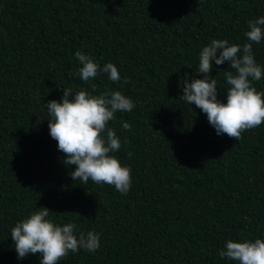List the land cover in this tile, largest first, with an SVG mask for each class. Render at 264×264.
Returning a JSON list of instances; mask_svg holds the SVG:
<instances>
[{"label":"trees","instance_id":"obj_1","mask_svg":"<svg viewBox=\"0 0 264 264\" xmlns=\"http://www.w3.org/2000/svg\"><path fill=\"white\" fill-rule=\"evenodd\" d=\"M261 16L264 0H0V264H40L39 254L18 259L10 234L41 206L77 235H100L97 251L59 264H235L219 256L227 239H264V124L239 140L217 135L180 97L184 79L204 76L202 48L242 46ZM77 51L113 63L120 81L81 80ZM253 55L264 69V39ZM228 65L213 61L210 74L225 102ZM252 83L264 91V76ZM68 87L133 101L109 122L121 141L114 155L131 168L126 195L73 181L75 165L63 163L46 105Z\"/></svg>","mask_w":264,"mask_h":264},{"label":"clouds","instance_id":"obj_2","mask_svg":"<svg viewBox=\"0 0 264 264\" xmlns=\"http://www.w3.org/2000/svg\"><path fill=\"white\" fill-rule=\"evenodd\" d=\"M203 0H198L202 3ZM249 30L245 32L247 42L229 43L226 39H213L199 53L197 73L203 78L183 80V94L186 103L195 105L204 114L216 130L217 135H227L239 140L242 133L264 124V91H258L253 81H260L264 69L258 65L253 55V44L264 39V16L248 21ZM75 57L80 64L77 75L87 82L100 72L118 83L120 74L117 66L108 62L101 67L89 55L77 51ZM213 61L221 65L229 62L225 71L227 85L226 102L218 98V81L210 78ZM125 83H128L125 78ZM95 92L96 85H92ZM61 100L48 101L46 108L50 119V136L56 140L57 147L66 157L63 163L75 165L70 172L73 181L81 185L91 181L94 184L114 186L122 195H126L132 185L131 168L122 165L114 155L121 148V141L109 122L115 120L117 112H131L133 101L121 91L105 90L100 94H91L71 87L62 89ZM124 130H131V124L121 122ZM131 157L132 153H128ZM50 209L41 206L29 216L18 221L11 228L18 259L39 254L40 264H59L70 253L81 249L94 253L100 247V235L89 231L77 235V225L73 222L62 226L51 220ZM219 256L235 264H264V239L255 240L227 239Z\"/></svg>","mask_w":264,"mask_h":264}]
</instances>
